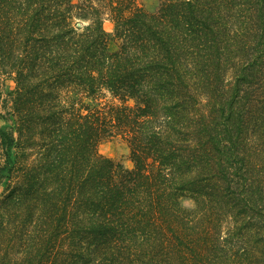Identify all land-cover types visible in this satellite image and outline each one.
Wrapping results in <instances>:
<instances>
[{"label": "trees", "instance_id": "trees-1", "mask_svg": "<svg viewBox=\"0 0 264 264\" xmlns=\"http://www.w3.org/2000/svg\"><path fill=\"white\" fill-rule=\"evenodd\" d=\"M1 78L0 264H264V0H0Z\"/></svg>", "mask_w": 264, "mask_h": 264}, {"label": "rangeland", "instance_id": "rangeland-1", "mask_svg": "<svg viewBox=\"0 0 264 264\" xmlns=\"http://www.w3.org/2000/svg\"><path fill=\"white\" fill-rule=\"evenodd\" d=\"M143 7L148 11L155 10L162 0H139ZM104 27L108 32H111L113 29V23L109 20L104 22ZM117 41L111 40L110 46L112 48L116 47ZM14 81L10 78H1L0 79V93H1V102L7 98L9 91L14 88ZM109 99V97H107ZM3 124V121L0 120V125ZM98 152L106 157L113 159L114 161L121 162L125 167H132V161L129 156V147L127 142L121 136H109L103 138L98 146ZM4 190V185L0 183V198ZM183 204L187 207H193L194 201L190 198L183 200Z\"/></svg>", "mask_w": 264, "mask_h": 264}]
</instances>
